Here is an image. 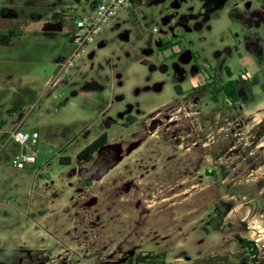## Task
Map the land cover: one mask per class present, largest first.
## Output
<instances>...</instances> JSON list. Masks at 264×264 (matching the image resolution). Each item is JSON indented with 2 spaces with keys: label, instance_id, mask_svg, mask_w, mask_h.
I'll use <instances>...</instances> for the list:
<instances>
[{
  "label": "rangeland",
  "instance_id": "rangeland-1",
  "mask_svg": "<svg viewBox=\"0 0 264 264\" xmlns=\"http://www.w3.org/2000/svg\"><path fill=\"white\" fill-rule=\"evenodd\" d=\"M205 2L136 0L78 56L64 34L0 46V144L39 134L24 170L0 150V264H254L241 239L264 260V0ZM102 133L116 155L78 163Z\"/></svg>",
  "mask_w": 264,
  "mask_h": 264
},
{
  "label": "crops",
  "instance_id": "crops-1",
  "mask_svg": "<svg viewBox=\"0 0 264 264\" xmlns=\"http://www.w3.org/2000/svg\"><path fill=\"white\" fill-rule=\"evenodd\" d=\"M51 1H57L61 3V8L55 9V8H45L46 13L44 17H41V10H44V7L42 4L44 3L43 0H20L18 2V6H8V5H0V38L5 37L7 33L10 31H20L21 35L19 37V40L15 42H11L10 45H7L6 47L15 48V45L17 47V44L22 42H27L26 35L27 34H42L49 38L50 40H55L57 34H64L67 36L69 42H70V35L71 32L75 28L76 21L84 16H89L93 13L97 1L94 0V8L91 10V12H86L83 9V5H89L91 0H51ZM43 2V3H42ZM24 9V10H23ZM30 9L29 11H27ZM36 10V12H35ZM79 10H83L82 12H79ZM25 12V13H24ZM28 12H30L28 14ZM79 13L78 18L77 16H73L74 13ZM28 42H31L28 41ZM71 43V42H70ZM4 46L5 45H0ZM26 53H30L31 51L28 50V47L24 48ZM25 53V52H24ZM4 56L6 53H2ZM2 54H0L2 56ZM15 53L14 55H16ZM8 57H10V54ZM23 55V54H22ZM35 56H40L39 54L33 53ZM21 57V54H17L15 58ZM27 61H23L26 64L28 63L29 57L23 56ZM67 59L65 57L58 56V62ZM187 115V114H186ZM151 131H155L154 129ZM2 133V131H0ZM108 146V145H107ZM190 146V145H189ZM23 150V147L21 146L20 152ZM223 160V158H219V160ZM18 170V169H16ZM24 170V169H23ZM180 187L183 188H193L196 185L191 183V180L188 178L184 180H180Z\"/></svg>",
  "mask_w": 264,
  "mask_h": 264
},
{
  "label": "built area",
  "instance_id": "built-area-1",
  "mask_svg": "<svg viewBox=\"0 0 264 264\" xmlns=\"http://www.w3.org/2000/svg\"><path fill=\"white\" fill-rule=\"evenodd\" d=\"M134 1L136 0H98L93 13L78 19L75 23V28L70 35V42L75 46L73 56H78V51H83L89 46L101 32L102 28L116 16L119 10L133 7ZM172 49L174 52L179 51L177 45H174ZM73 56L60 62V70H62V72H66L72 65ZM38 138V132L34 131L28 134L16 128L4 139L3 144H0V150L9 140L21 145L23 150L12 161V166L15 169L23 170L36 161L37 152L32 146L37 143ZM27 143H29V145Z\"/></svg>",
  "mask_w": 264,
  "mask_h": 264
},
{
  "label": "trees",
  "instance_id": "trees-1",
  "mask_svg": "<svg viewBox=\"0 0 264 264\" xmlns=\"http://www.w3.org/2000/svg\"><path fill=\"white\" fill-rule=\"evenodd\" d=\"M135 2V1H134ZM21 35L20 31H10L9 33H7V35L5 37H1L0 38V45H10V43L12 42V38L13 37H17L19 38ZM174 44L172 42H168V43H164L161 47H159V50H165L168 48H171ZM172 56H177V54H173ZM228 77H231V71L227 68L226 70ZM208 85L204 84L201 86H196L197 89H204L206 88ZM264 88V87H263ZM219 92H224L225 95L227 96V98L229 100L235 101L238 98V90H237V86L234 80H228L227 82L219 85L214 93L217 94ZM177 93L180 94L179 89H177ZM108 142V136L106 133H102L98 138H96L94 141H92L90 144H88L83 150H81L76 156L75 159L77 162H90L93 158V155L95 154V152L100 149L101 147H103L105 144H107ZM240 243L242 244L243 248H247L248 252L250 255L254 256L252 258V261L254 264H264V260L260 259V260H256V255H257V249L254 247L252 242H247L244 240H239ZM151 257L146 254V255H142V256H138L135 261L136 262H141V261H145L150 259Z\"/></svg>",
  "mask_w": 264,
  "mask_h": 264
},
{
  "label": "flooded vegetation",
  "instance_id": "flooded-vegetation-1",
  "mask_svg": "<svg viewBox=\"0 0 264 264\" xmlns=\"http://www.w3.org/2000/svg\"><path fill=\"white\" fill-rule=\"evenodd\" d=\"M255 15L260 18V19H263L264 18V9L263 8H260L258 9V11L255 13ZM175 45V44H174ZM173 45V46H174ZM177 45V44H176ZM173 46L171 47V49L173 48ZM178 46V45H177ZM179 48V46H178ZM173 50V49H172ZM181 52V48H179V51L178 52H174L173 51V54H179ZM159 114V113H158ZM157 114V115H158ZM150 123H154L156 120H157V116L156 115H153V117L150 118ZM108 144H105L103 147H101L100 149H98L95 153H96V158H95V161H94V165H95V162L97 161V158H100L102 160V165L106 164L108 161H110V159L113 157V155H116V152L117 150H113V147L109 148V147H106ZM107 148V149H105ZM101 150V151H100ZM94 156V155H93ZM104 157V158H103ZM93 158L92 160L90 161L91 163L93 162ZM104 162V163H103ZM80 163V162H78ZM86 163H89V162H86ZM93 164V163H92Z\"/></svg>",
  "mask_w": 264,
  "mask_h": 264
},
{
  "label": "water",
  "instance_id": "water-1",
  "mask_svg": "<svg viewBox=\"0 0 264 264\" xmlns=\"http://www.w3.org/2000/svg\"><path fill=\"white\" fill-rule=\"evenodd\" d=\"M225 0H206L202 7V11L204 14L211 13L216 7L221 5ZM154 127L151 128L153 130ZM117 162V161H116Z\"/></svg>",
  "mask_w": 264,
  "mask_h": 264
}]
</instances>
